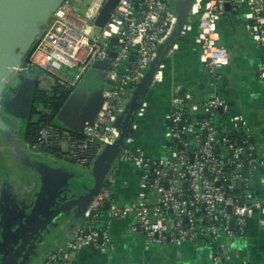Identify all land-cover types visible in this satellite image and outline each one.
I'll return each mask as SVG.
<instances>
[{
	"label": "built area",
	"instance_id": "obj_1",
	"mask_svg": "<svg viewBox=\"0 0 264 264\" xmlns=\"http://www.w3.org/2000/svg\"><path fill=\"white\" fill-rule=\"evenodd\" d=\"M106 1L91 0L81 9L74 0H64L51 14L45 34L8 81L21 74L35 80L31 122L42 120L28 129L26 145L33 153L91 168L105 148L119 140L117 122L126 115L136 86L173 40L179 16L168 0H141L138 5L133 0H118L100 27L96 20ZM239 5L247 7V31L263 51L258 76L264 80V0H193L188 17L192 20L197 15L201 60L213 86L230 64L229 50L220 43L219 21L227 6ZM178 49L179 43L173 41L167 56ZM96 61H108L103 79L112 84L103 92L94 121L80 133L50 123L54 104L48 99L55 87L74 89ZM163 79L158 72L153 82ZM169 116V153L165 156L152 157L126 146L117 154L119 163L134 164L141 171L135 200L120 204L115 199L117 168L112 165L99 193L87 205L75 237L57 244L39 264H72L86 246L112 249L111 237L98 223L105 209L110 217L131 216L132 230L141 232L148 244L209 246L215 264H224L225 240L244 236L256 214L264 230V196L251 189L258 183L264 190V158L258 156L246 118L232 115L215 87L206 100L198 101L179 86L173 90ZM230 122L235 128H230ZM235 129L244 130L245 138H235Z\"/></svg>",
	"mask_w": 264,
	"mask_h": 264
},
{
	"label": "crops",
	"instance_id": "obj_2",
	"mask_svg": "<svg viewBox=\"0 0 264 264\" xmlns=\"http://www.w3.org/2000/svg\"><path fill=\"white\" fill-rule=\"evenodd\" d=\"M133 1L138 5L141 0ZM74 2L82 9L89 5L85 0ZM168 2L176 13H181V21L173 40L161 50L149 88L144 90V97L128 125L123 146L140 149L152 157L165 156L169 153L166 132L171 124L169 114L174 88L179 86L195 100L204 101L215 87L230 105L231 114L246 118L258 156L264 158V80L258 76L263 51L247 31V7L230 6L219 21L220 43L229 50L230 64L221 70L222 79L213 86L201 60L197 15L194 14L192 20L188 17L193 0ZM173 41L179 43V49L168 57L167 51ZM104 72L94 64L87 69L67 100L71 115L73 112L81 115L90 100L108 87L103 79ZM158 72L164 75L160 83L153 82ZM5 114L8 113L1 108L0 257L13 247L23 232L36 225L39 226L37 236L24 253L22 263L39 264L57 244L74 238L84 222L87 205L82 201L97 184L104 153L91 168L80 166L82 169L61 159L38 155L27 148L22 121L17 123L16 117ZM120 120L118 124L126 122V119ZM231 127L235 128L230 122ZM112 165L117 168L114 197L120 204L130 203L140 190L141 171L134 164L119 163L117 157ZM254 186L263 197L261 186L258 183ZM258 218L256 214L250 220L244 236L225 240L221 250L224 264H264V230ZM133 222L131 216L110 217L105 209L98 223L108 232L114 247L102 251L96 246H86L72 264H215L210 256L214 251L211 247H197L194 243L180 247L173 243L167 246L148 244L141 232L132 230ZM233 228L236 229V225Z\"/></svg>",
	"mask_w": 264,
	"mask_h": 264
},
{
	"label": "water",
	"instance_id": "obj_3",
	"mask_svg": "<svg viewBox=\"0 0 264 264\" xmlns=\"http://www.w3.org/2000/svg\"><path fill=\"white\" fill-rule=\"evenodd\" d=\"M191 1L192 0H188V2ZM62 2V0H0V109H5V111L13 117L22 120H26L30 117L35 80L25 74L19 75L20 83L10 93H6V85L15 68L20 65L26 57L34 39L38 22L40 24L43 20L49 19L53 11H55ZM117 2L118 0H108L104 3L96 20L98 26H104ZM228 7L230 6H227V8ZM180 14L181 13L178 14L179 22L181 21ZM112 41L116 43V39ZM157 62L158 59L151 64L147 75L141 83L136 86L126 116L120 118L123 120L126 119V122H120L119 124L117 122L121 130V136L114 146L105 148L103 152L104 160L101 165V174L98 176L95 188L92 189L88 197L82 201L85 205H89L99 193L119 150L123 147L124 139L128 133V125L133 120L137 112V107L144 97V90L149 88ZM107 65L108 61H96L94 63L95 67L99 66L103 70L106 69ZM108 84L112 83L109 82ZM105 89L106 88H104L97 97H93V99L90 100V103L87 104L85 110H83V113L79 116L74 112L73 115L70 114V103L67 102L58 114L56 124L70 131L80 133L86 124H91L94 121L102 106L103 92ZM1 121L0 117V123ZM244 174H246V172H244ZM251 183L253 186V182ZM239 188H241V184H239ZM240 205H242V203H240ZM231 225L232 227L235 226L234 219L231 220ZM38 229L39 226L35 225L23 232L13 247L0 257V264H23V255L28 250L29 246H31L32 242H34Z\"/></svg>",
	"mask_w": 264,
	"mask_h": 264
},
{
	"label": "trees",
	"instance_id": "obj_4",
	"mask_svg": "<svg viewBox=\"0 0 264 264\" xmlns=\"http://www.w3.org/2000/svg\"><path fill=\"white\" fill-rule=\"evenodd\" d=\"M72 91H73L72 88H68V87H65V86H62V85H57L55 87L54 94L51 95L49 97V99H48V102H51V103L54 104V108H53L51 117L49 119V122L50 123H53V124L57 125L56 124V118H57L59 112L61 111V109L63 108V106L65 105V103L67 102V100L69 99ZM31 114H32V112H31ZM32 115L30 116V118L26 119V127H25V137L26 138H27L28 131H29L28 129L30 128V126L32 124H36L37 126H39V124H40V122L42 120V119L39 118L36 123L35 122L32 123L31 122ZM197 117L200 118L201 115L199 114ZM37 129L38 128H36L35 130H37ZM75 133H78V132H75ZM234 137L235 138H238L240 140L243 139V138H245V132H244V130L237 129V131L234 134ZM253 141L255 142L254 139H253ZM254 188H255V186L254 187H251V189H254Z\"/></svg>",
	"mask_w": 264,
	"mask_h": 264
},
{
	"label": "rangeland",
	"instance_id": "obj_5",
	"mask_svg": "<svg viewBox=\"0 0 264 264\" xmlns=\"http://www.w3.org/2000/svg\"><path fill=\"white\" fill-rule=\"evenodd\" d=\"M85 2L88 4L91 2V0H85ZM83 8L85 9V6H83ZM81 9H82V7H81ZM50 24H51L50 18L47 20H43L40 24L38 22V25L36 26V29H35L34 39L30 45L29 51H31V49L34 48L35 45L39 42L40 38L45 34V32H46L47 28L50 26ZM19 83H20L19 76H13L10 83H8L6 85L5 89L7 90V89H10L11 87H17V85H19ZM44 85H45L44 83L41 84V86H44ZM5 115H8L10 117V114H5ZM15 119L16 118H14V121H17V123H18V121H22V126H24V131H25L26 120H22V119H16L15 120ZM75 167L82 169L80 166H77V165H75Z\"/></svg>",
	"mask_w": 264,
	"mask_h": 264
},
{
	"label": "flooded vegetation",
	"instance_id": "obj_6",
	"mask_svg": "<svg viewBox=\"0 0 264 264\" xmlns=\"http://www.w3.org/2000/svg\"><path fill=\"white\" fill-rule=\"evenodd\" d=\"M14 88H15V87H11L10 89H7V90H6V93H10ZM81 110H82V109H81ZM81 110H80V111H81Z\"/></svg>",
	"mask_w": 264,
	"mask_h": 264
},
{
	"label": "bare ground",
	"instance_id": "obj_7",
	"mask_svg": "<svg viewBox=\"0 0 264 264\" xmlns=\"http://www.w3.org/2000/svg\"><path fill=\"white\" fill-rule=\"evenodd\" d=\"M100 0H96V3L98 2L99 3Z\"/></svg>",
	"mask_w": 264,
	"mask_h": 264
}]
</instances>
